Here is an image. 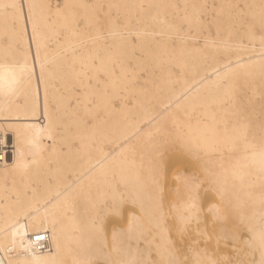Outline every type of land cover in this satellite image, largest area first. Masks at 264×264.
<instances>
[{"label":"bare ground","instance_id":"1","mask_svg":"<svg viewBox=\"0 0 264 264\" xmlns=\"http://www.w3.org/2000/svg\"><path fill=\"white\" fill-rule=\"evenodd\" d=\"M0 64V264H264V0H0Z\"/></svg>","mask_w":264,"mask_h":264},{"label":"snow or ice","instance_id":"2","mask_svg":"<svg viewBox=\"0 0 264 264\" xmlns=\"http://www.w3.org/2000/svg\"><path fill=\"white\" fill-rule=\"evenodd\" d=\"M7 8L16 9V4L6 5ZM23 3L21 2L20 9L22 10ZM17 69L13 65H7V64H0V81H3L5 79H15Z\"/></svg>","mask_w":264,"mask_h":264}]
</instances>
